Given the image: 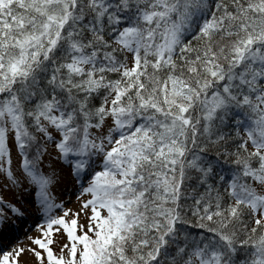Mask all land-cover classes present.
<instances>
[{"label": "snow or ice", "instance_id": "6c2138e0", "mask_svg": "<svg viewBox=\"0 0 264 264\" xmlns=\"http://www.w3.org/2000/svg\"><path fill=\"white\" fill-rule=\"evenodd\" d=\"M29 217L0 264H264V0H0V230Z\"/></svg>", "mask_w": 264, "mask_h": 264}, {"label": "rangeland", "instance_id": "374dc122", "mask_svg": "<svg viewBox=\"0 0 264 264\" xmlns=\"http://www.w3.org/2000/svg\"><path fill=\"white\" fill-rule=\"evenodd\" d=\"M72 199L74 201L75 198L72 197ZM67 206L73 209L77 207L75 202L68 204ZM15 223L17 226L16 228L2 231L0 235V246L5 244L11 245L15 243L18 238L22 239L24 237L25 231L29 229L30 225L34 224V220L29 217L26 220H17ZM31 234L35 235L36 233L33 231Z\"/></svg>", "mask_w": 264, "mask_h": 264}]
</instances>
